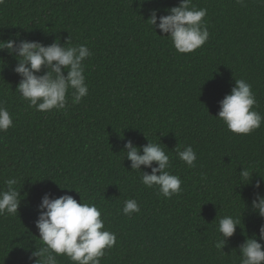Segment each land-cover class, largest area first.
Instances as JSON below:
<instances>
[{"label":"trees","instance_id":"obj_1","mask_svg":"<svg viewBox=\"0 0 264 264\" xmlns=\"http://www.w3.org/2000/svg\"><path fill=\"white\" fill-rule=\"evenodd\" d=\"M179 0H4L0 39L19 34L45 45L85 44L92 55L83 62L88 95L64 110L36 111L14 91L17 61L0 51V100L14 126L0 132V189L16 178L22 199L18 214L0 215V264H34L28 257L42 246L35 226L44 193L72 195L101 210L105 227L117 242L100 264H240L239 245L264 218L251 210L253 194H264V122L248 135L229 131L215 115L235 79L252 85L255 108L264 116V2L192 0L206 8L207 42L191 53H178L160 30L146 21ZM43 72V69H42ZM41 72V74H42ZM66 74V72H65ZM71 92V90H70ZM145 136H144V134ZM160 142L171 159L182 191L171 198L140 182L131 171L124 143ZM191 145L195 167L176 155ZM252 174L236 183L241 166ZM155 166V162H153ZM142 171L150 168L141 166ZM260 175V176H259ZM59 185V186H58ZM135 199L140 211L120 209ZM240 218L235 234L220 253L219 218ZM58 264H71L64 256Z\"/></svg>","mask_w":264,"mask_h":264},{"label":"clouds","instance_id":"obj_2","mask_svg":"<svg viewBox=\"0 0 264 264\" xmlns=\"http://www.w3.org/2000/svg\"><path fill=\"white\" fill-rule=\"evenodd\" d=\"M3 2L0 0V4ZM236 2L241 6L245 4V0ZM166 12L158 17L156 9H150L146 21L154 33L158 28L159 36L167 37L178 53H191L207 42L210 33L204 19L206 8H198L192 0H179L177 6L166 9ZM4 50L17 61L13 71L20 79L14 91L27 101L30 108L40 112L64 110L68 105L69 93L74 104L80 103L88 95L83 62L92 52L85 44L73 45L68 36L63 44L56 38L45 45L21 38L17 33L8 39H0V51ZM218 103L219 111L215 116L235 134L248 135L264 122V116L255 110L257 100L252 85L245 79H235L234 86ZM13 126L12 115L0 100V132H7ZM161 144L147 139L146 144L137 146L127 140L123 158L127 157L130 161L131 171L141 173L139 179L144 186L155 187L158 195L167 199L182 191V180L170 171L171 159ZM175 151L188 167H195L197 154L191 145L184 146L182 150L176 146ZM142 165L151 171H142ZM240 166L235 184H247L255 171ZM4 183L5 188L0 189V215H16L22 199L20 188L16 187L18 181L10 177ZM262 183L264 177L260 176L253 187L259 189ZM59 187L75 190L79 194V202L69 194L53 197L46 192L42 195L37 205L35 226L43 244L36 246L28 259L35 258L34 264H58L57 258L64 256L71 264H100L106 250L116 244V233L105 227L101 210L95 203L83 202L76 188ZM251 210L264 218V194L259 191L253 194ZM120 211L130 216L140 211V205L135 199H126ZM240 224L241 215L239 219L232 215L219 218L217 227L222 238L214 242L218 252L225 253L223 247ZM259 241H264V224L259 227ZM239 259L240 264H264V244L258 242L255 233L247 236L239 245Z\"/></svg>","mask_w":264,"mask_h":264}]
</instances>
